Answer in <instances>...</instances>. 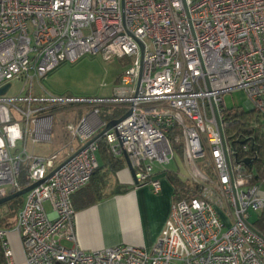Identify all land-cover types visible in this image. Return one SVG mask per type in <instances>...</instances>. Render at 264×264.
<instances>
[{"label": "built area", "instance_id": "2783aa9c", "mask_svg": "<svg viewBox=\"0 0 264 264\" xmlns=\"http://www.w3.org/2000/svg\"><path fill=\"white\" fill-rule=\"evenodd\" d=\"M84 57L131 65L108 97L56 95L40 86L61 65ZM14 81L23 85L9 97ZM6 85L0 199L8 195L5 186L17 192L42 181L85 147L25 195L12 229H0L5 264H13L10 232L18 235L24 264H264V239L250 222L264 208L261 184L250 183L226 136L237 111L264 118V0H0V89ZM235 91L246 94L247 109L226 107L225 95ZM73 109L89 113L65 124L63 149L28 152V144H50L56 114ZM119 110L131 113L91 142L108 123L102 113ZM100 139L114 160L127 158L134 183L155 194L161 190L155 166L169 165L173 144L181 146L188 174L179 178L197 193L173 202L150 251L78 246L71 197L99 168ZM242 151L251 158L248 145ZM22 167L25 187L17 182Z\"/></svg>", "mask_w": 264, "mask_h": 264}, {"label": "crops", "instance_id": "0c3cea01", "mask_svg": "<svg viewBox=\"0 0 264 264\" xmlns=\"http://www.w3.org/2000/svg\"><path fill=\"white\" fill-rule=\"evenodd\" d=\"M83 112L82 109H73L56 114V116L68 115L62 121V129L56 134V138L61 139V149L69 141L64 130L65 124H76ZM73 145L77 146L75 142ZM34 148L35 146H31L33 153ZM98 156L99 168L92 179L94 186L99 189L101 198L92 205L84 206L85 198L79 193L82 189L71 197L75 210V234L78 246L85 252H95L118 245H131L150 251L164 230L171 206L175 202L174 186L168 175L175 174L164 168L155 167V179L159 181L161 188L160 192L155 194L149 185L134 183V177L125 159L114 160L109 154L108 158L104 159L99 152ZM116 162H120L121 167L113 171L110 166ZM124 189L126 191L122 192ZM259 190L264 198V183L260 185ZM10 193L11 191L8 194ZM23 198L18 207L10 202L0 206V229L10 230L14 227ZM44 207L47 213H52L49 204L45 203ZM255 215L251 216L250 222ZM221 217L225 221V217L223 215ZM8 241L13 254V264H24V252L18 235L10 232ZM0 264H5L1 252Z\"/></svg>", "mask_w": 264, "mask_h": 264}, {"label": "rangeland", "instance_id": "374dc122", "mask_svg": "<svg viewBox=\"0 0 264 264\" xmlns=\"http://www.w3.org/2000/svg\"><path fill=\"white\" fill-rule=\"evenodd\" d=\"M130 65V59H113L110 61H104L100 57H84L74 64L61 65L43 79L42 82H40V86L50 93L69 95L75 98L107 97L111 95L112 89L119 76ZM22 85V82L14 81L8 92V96L16 95L22 88ZM224 101L228 109H247V98L243 91H235L225 95ZM83 113L88 114L89 110H85ZM67 116L68 115L65 114L55 116L53 124V142L50 144L36 145L33 149L35 154L48 155L61 149V139H57L56 134L62 129V121ZM259 121L260 125L263 126L264 118L259 117ZM173 147V160L169 165H166L164 169L174 173L178 177H185L188 174V167L182 158L181 146L180 144H173ZM27 150L28 152H31L30 144L27 145ZM199 164L202 166L204 163ZM4 189L7 193L11 191L9 186H5ZM64 245L68 246V243H65Z\"/></svg>", "mask_w": 264, "mask_h": 264}, {"label": "trees", "instance_id": "16d2710c", "mask_svg": "<svg viewBox=\"0 0 264 264\" xmlns=\"http://www.w3.org/2000/svg\"><path fill=\"white\" fill-rule=\"evenodd\" d=\"M122 110L119 111H104L102 117L106 122L117 119L121 116ZM228 140L233 144L236 152V161L244 162L246 159L242 151L243 143L249 146L250 163L245 165V170L251 176L250 183L252 185H260L264 182V125H260L259 116L253 112L237 111L230 118L226 130ZM98 152L104 157L108 158V150L103 139L98 142ZM111 169L116 171L121 167L120 162L111 164ZM170 175V182L174 186V201L189 200L194 198L197 193V187L188 182L181 180L178 176ZM27 169L21 168L17 182L20 187L28 185ZM126 189L122 190L125 192ZM79 193L83 194L85 198L84 206L92 205L98 201L101 196L98 187L94 186L93 179L90 183L83 188ZM21 198H17L10 203L15 206H20ZM9 203V204H10ZM252 229L264 239V208L256 213L253 221L251 222Z\"/></svg>", "mask_w": 264, "mask_h": 264}, {"label": "water", "instance_id": "95a60500", "mask_svg": "<svg viewBox=\"0 0 264 264\" xmlns=\"http://www.w3.org/2000/svg\"><path fill=\"white\" fill-rule=\"evenodd\" d=\"M10 85H6L5 87H3L2 89H0V96L4 95L7 90L9 89ZM131 111L129 110L126 114H124L123 116H121L118 119H114L111 120L110 122H108L105 126V128L97 135L95 136V138H93V141H96L97 139H99L106 131H108L110 128H112L114 125H116L117 123H119L120 121L124 120L126 117H128L130 115ZM85 147V146H84ZM84 147H82L81 149H79L77 152H75L72 156H70L67 160H65L62 164H60L54 171H52L44 180L42 181H38L36 183H33L17 192H11L10 194H8L6 197L0 199V206L3 204H6L8 202H11L17 198H22L24 197L30 190H32L33 188L43 184L47 179H49L58 169H60L65 163H67L71 158H73L74 156H76ZM125 161L127 163V166L129 168V170L131 171L133 177H134V172L131 168V165L129 163V161L127 160V158H125ZM245 165H248L250 163V159H245L243 162Z\"/></svg>", "mask_w": 264, "mask_h": 264}]
</instances>
